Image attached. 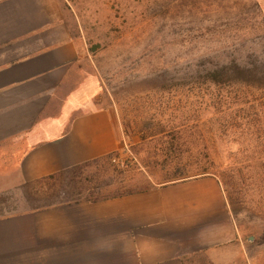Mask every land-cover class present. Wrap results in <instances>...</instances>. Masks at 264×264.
Returning a JSON list of instances; mask_svg holds the SVG:
<instances>
[{
  "label": "rangeland",
  "instance_id": "374dc122",
  "mask_svg": "<svg viewBox=\"0 0 264 264\" xmlns=\"http://www.w3.org/2000/svg\"><path fill=\"white\" fill-rule=\"evenodd\" d=\"M61 3L62 23L79 52L48 112L67 91L93 80L96 104L115 112L121 148L59 180L1 193L0 217L150 188L175 171L210 175L234 231L222 264H264V18L258 4ZM212 71L223 82L210 84Z\"/></svg>",
  "mask_w": 264,
  "mask_h": 264
},
{
  "label": "crops",
  "instance_id": "0c3cea01",
  "mask_svg": "<svg viewBox=\"0 0 264 264\" xmlns=\"http://www.w3.org/2000/svg\"><path fill=\"white\" fill-rule=\"evenodd\" d=\"M63 14L61 0H0V194L121 148L93 80L48 112L79 52ZM233 240L218 180L204 175L1 216L0 264H222Z\"/></svg>",
  "mask_w": 264,
  "mask_h": 264
},
{
  "label": "trees",
  "instance_id": "16d2710c",
  "mask_svg": "<svg viewBox=\"0 0 264 264\" xmlns=\"http://www.w3.org/2000/svg\"><path fill=\"white\" fill-rule=\"evenodd\" d=\"M260 13H261V10H260ZM234 68H235V70L237 72L238 71H241L240 68L237 67V66H234ZM219 77H220V73L218 71H212V72L209 73V77H208L207 80H208V82L210 84L217 85V84L223 82L222 79H219ZM112 155H113V153L107 154V155H104V156H102V157H100L98 159H94L92 161L83 163L81 165H77V166L70 167V168L65 169L63 171L57 172V173H55L53 175H49L47 177L41 178L39 180H35V181H32V182L24 183L22 185V188H34V186L43 184V183L48 182V181H56V180H59L66 173H70L71 171L81 169L82 167L89 166L90 164H97V163H99V162H101L103 160L110 159V157ZM187 179H191V178H188V177L183 176L180 171H175V173L172 176L161 178L160 180H158L157 182H155L153 184V186L150 187V188H154V187H158V186H164V185H168V184H174V183H177V182H180V181H183V180H187ZM147 189H149V188H145V189L137 190V191H132V190L122 191V192L117 193V194H115L113 196H110V197L87 199L86 201L96 202V201H99V200H105V199H109V198L120 197V196H124V195H127V194H132V193H135V192H142V191L147 190ZM78 201H80V199L62 200V201H58V202H55V203L46 204L45 206L58 205V204H67V203L78 202Z\"/></svg>",
  "mask_w": 264,
  "mask_h": 264
}]
</instances>
